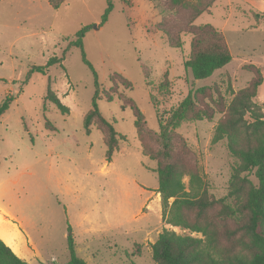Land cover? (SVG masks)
<instances>
[{
  "label": "rangeland",
  "instance_id": "1",
  "mask_svg": "<svg viewBox=\"0 0 264 264\" xmlns=\"http://www.w3.org/2000/svg\"><path fill=\"white\" fill-rule=\"evenodd\" d=\"M263 10L264 0H216L195 19L218 28L232 56L210 76L195 79L183 66L192 35L182 34L181 46L173 47L155 26L168 13L165 0H64L58 8L48 0H0V103L13 98L0 116V207L19 230H9L14 253L30 264L65 263L70 227L75 253L86 264H156L151 244L163 229L200 237L166 223L156 162L143 154L135 115L118 97H130L148 128L158 130L190 89L210 86L212 99L228 103L257 68L263 81L254 100L264 113ZM81 27L100 92L113 96L101 95L97 108L124 136L110 159L101 131L91 124L87 133L83 125L95 76L77 46L70 45L46 74L33 72L23 83L31 65L63 55ZM111 73L126 77L131 89L111 86ZM48 86L67 113L46 100ZM221 116L184 120L173 136L175 145L183 140L193 153L206 191L215 197L228 194L236 164L225 140L211 141ZM241 176L258 184L254 170ZM183 181L187 187V175Z\"/></svg>",
  "mask_w": 264,
  "mask_h": 264
},
{
  "label": "trees",
  "instance_id": "2",
  "mask_svg": "<svg viewBox=\"0 0 264 264\" xmlns=\"http://www.w3.org/2000/svg\"><path fill=\"white\" fill-rule=\"evenodd\" d=\"M64 0H48L53 8H58ZM216 0H165L168 13L155 24L167 43L173 47L182 44L181 35L191 34L190 51L183 60V66L190 69L193 78L203 79L216 69L227 64L232 56L223 33L211 24L194 23L203 12H208ZM111 8L108 5L101 16L106 21ZM85 27H81L75 38L68 43L63 55L51 56L44 65H31L23 83L33 72L46 74L48 67L64 59L70 45L77 46L82 59L86 60L82 37ZM93 70V69H92ZM256 75L247 86L233 93L228 103L221 96L211 98L210 86L189 90L169 116L159 122V129L148 128L143 114L134 101L121 94L118 98L135 115V127L143 154L155 160L158 187L162 205V216L166 223L199 233L201 236L180 234L163 229L151 244V257L156 264H264V113L255 102L258 87L263 79L256 68ZM95 76V90L92 107L83 117V125L90 132L94 124L101 131L106 145V158L110 159L123 135L112 123L101 115L96 100L103 95L107 100L112 94L100 92ZM111 86L121 83L124 89H131V82L121 74L109 75ZM46 100L52 102L61 112L67 113L68 106L48 86ZM210 98L211 102L206 100ZM11 96L0 103V116L8 108ZM222 113L213 127L212 142L225 140L226 147L236 158L234 172L226 196L215 197L208 193L201 177L200 165L183 140L174 144V128L184 120L213 119ZM182 141V142H181ZM254 170L258 184L241 176L243 172ZM188 176V186L183 181ZM170 199H172L170 201ZM69 260L62 264H86L75 253L71 229H67ZM0 264H30L19 257L0 238Z\"/></svg>",
  "mask_w": 264,
  "mask_h": 264
},
{
  "label": "bare ground",
  "instance_id": "3",
  "mask_svg": "<svg viewBox=\"0 0 264 264\" xmlns=\"http://www.w3.org/2000/svg\"><path fill=\"white\" fill-rule=\"evenodd\" d=\"M1 211L3 213H0V237L11 245L13 237L9 230H13V228L17 229V227L5 217V214H7V212L5 210Z\"/></svg>",
  "mask_w": 264,
  "mask_h": 264
},
{
  "label": "crops",
  "instance_id": "4",
  "mask_svg": "<svg viewBox=\"0 0 264 264\" xmlns=\"http://www.w3.org/2000/svg\"><path fill=\"white\" fill-rule=\"evenodd\" d=\"M252 1H254V0H252ZM262 12H264V10H263ZM0 209H1V210H4L2 206L0 207ZM6 212H7V211H6ZM7 215H8V214H7ZM11 223H13V222H11ZM13 224H15V223H13ZM15 225H16V224H15ZM16 227H17V226H16ZM13 231L16 232V234L18 235V231H19L18 228H17V229H14V228H13ZM0 238H1V237H0ZM3 240H4V239H3ZM5 243L8 244L6 241H5ZM8 245H10V244H8ZM17 246H18V245H17ZM10 247H11V249H12V246H11V245H10ZM18 248H19V246H18Z\"/></svg>",
  "mask_w": 264,
  "mask_h": 264
}]
</instances>
